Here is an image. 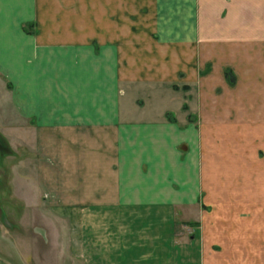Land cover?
<instances>
[{
	"label": "crops",
	"instance_id": "crops-1",
	"mask_svg": "<svg viewBox=\"0 0 264 264\" xmlns=\"http://www.w3.org/2000/svg\"><path fill=\"white\" fill-rule=\"evenodd\" d=\"M0 130L86 264H264V0H0Z\"/></svg>",
	"mask_w": 264,
	"mask_h": 264
},
{
	"label": "rangeland",
	"instance_id": "rangeland-1",
	"mask_svg": "<svg viewBox=\"0 0 264 264\" xmlns=\"http://www.w3.org/2000/svg\"><path fill=\"white\" fill-rule=\"evenodd\" d=\"M14 137L12 147L0 130V227L13 237L25 264H86L71 246V215L76 213L71 203L86 199V194H70V176H57L54 161L48 160V170L40 174L38 163H23L22 134ZM79 212L86 217V211ZM89 216L101 217V211H90ZM175 218L179 241L187 228L181 223L184 211L176 209Z\"/></svg>",
	"mask_w": 264,
	"mask_h": 264
},
{
	"label": "trees",
	"instance_id": "trees-1",
	"mask_svg": "<svg viewBox=\"0 0 264 264\" xmlns=\"http://www.w3.org/2000/svg\"><path fill=\"white\" fill-rule=\"evenodd\" d=\"M184 107H185V105H184Z\"/></svg>",
	"mask_w": 264,
	"mask_h": 264
}]
</instances>
